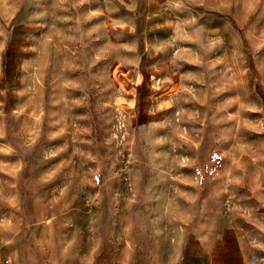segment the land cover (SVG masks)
Returning <instances> with one entry per match:
<instances>
[{
  "label": "rangeland",
  "instance_id": "obj_1",
  "mask_svg": "<svg viewBox=\"0 0 264 264\" xmlns=\"http://www.w3.org/2000/svg\"><path fill=\"white\" fill-rule=\"evenodd\" d=\"M0 252L264 264V0H0Z\"/></svg>",
  "mask_w": 264,
  "mask_h": 264
},
{
  "label": "built area",
  "instance_id": "obj_2",
  "mask_svg": "<svg viewBox=\"0 0 264 264\" xmlns=\"http://www.w3.org/2000/svg\"><path fill=\"white\" fill-rule=\"evenodd\" d=\"M0 264H12V260L0 252Z\"/></svg>",
  "mask_w": 264,
  "mask_h": 264
},
{
  "label": "crops",
  "instance_id": "obj_3",
  "mask_svg": "<svg viewBox=\"0 0 264 264\" xmlns=\"http://www.w3.org/2000/svg\"><path fill=\"white\" fill-rule=\"evenodd\" d=\"M225 239H227V237L224 238V241H225ZM229 240H231V241L233 242L232 237H230ZM186 257H188V258H192V257H194V258H195V262H198V259H199V256H197V255H193V253L191 252V250L187 251V255H186ZM219 264H224V263H223V261H220Z\"/></svg>",
  "mask_w": 264,
  "mask_h": 264
},
{
  "label": "bare ground",
  "instance_id": "obj_4",
  "mask_svg": "<svg viewBox=\"0 0 264 264\" xmlns=\"http://www.w3.org/2000/svg\"><path fill=\"white\" fill-rule=\"evenodd\" d=\"M228 241H230V240H228ZM228 241H227V243H228ZM237 254V253H236ZM237 256V255H236ZM225 259V258H224Z\"/></svg>",
  "mask_w": 264,
  "mask_h": 264
}]
</instances>
